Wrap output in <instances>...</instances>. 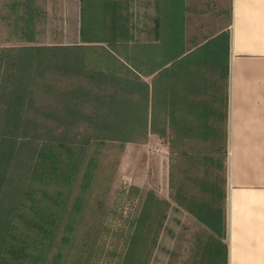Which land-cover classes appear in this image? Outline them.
Returning a JSON list of instances; mask_svg holds the SVG:
<instances>
[{
	"label": "trees",
	"instance_id": "trees-1",
	"mask_svg": "<svg viewBox=\"0 0 264 264\" xmlns=\"http://www.w3.org/2000/svg\"><path fill=\"white\" fill-rule=\"evenodd\" d=\"M162 1L154 19V38L149 42L124 36L120 3L117 0L103 3L110 12L107 10L106 21H101L105 27L102 30L108 35L111 49L104 47L102 56L114 60L122 71L88 68L83 60L70 56L80 46L0 48V201L6 192H17L10 205L0 202L2 237L14 239L19 230L23 231L10 219L13 215L27 221V232L53 236L58 217L67 205L66 199H52L54 205L49 200L48 188L50 184L59 185L60 197L63 189L67 192L72 189L83 161L78 150L93 140L145 141L150 132L172 133L183 139V143L171 144L172 156L180 152L184 163L179 177L174 173V165L171 166V186L174 182L178 185L177 195L173 197L197 215L201 214L211 226L219 225L225 194L220 186L223 178L215 167L218 164L225 168L224 162L216 157L219 152L216 143L224 130L223 100L220 104L218 96H208L204 91H179L187 80L181 85L177 83L174 89L172 68L160 70L151 83L143 78L185 52L181 0H164V10H160ZM89 20L81 10L80 33L85 42L93 41L86 33L85 22ZM117 44L124 45L128 51L122 61L113 49ZM160 58L163 60L158 63ZM49 70L53 75L44 73ZM63 80L71 89L63 90ZM106 88L112 91H105ZM159 122L162 126H158ZM39 133H53L58 140L56 144L46 142L39 138ZM67 136L74 139L69 144L65 142ZM76 139L84 140V144L77 146ZM204 143L209 146L203 151L200 144ZM179 144L182 147L174 149ZM220 144L225 154L226 145ZM28 159L26 164L24 160ZM93 161L94 157H90L87 162L83 191L88 188ZM23 162L29 179L34 182L28 189L19 184L20 177L12 174ZM203 167L207 169L200 175L199 169ZM147 198L157 197L151 192Z\"/></svg>",
	"mask_w": 264,
	"mask_h": 264
},
{
	"label": "rangeland",
	"instance_id": "rangeland-1",
	"mask_svg": "<svg viewBox=\"0 0 264 264\" xmlns=\"http://www.w3.org/2000/svg\"><path fill=\"white\" fill-rule=\"evenodd\" d=\"M56 1L0 0V48L36 45L80 46L82 48L70 53V56L83 60L88 68L95 66L122 71L123 68L114 60L102 56L104 47L111 49L107 41L108 35L102 30L105 27L101 21H106L105 13L109 11L103 3L112 0H81L84 17L90 19L89 22H85L89 40H93L90 42L83 41L77 26L73 25L70 13L65 19L62 13L59 14ZM59 1L65 3L69 0ZM117 1L123 13L121 22L125 29L124 36L138 42L153 40L154 19L159 14L160 0ZM163 2L164 0L160 10L165 4ZM184 3L183 24L188 49L195 48L219 33L228 22L226 8L228 0H184ZM45 6L51 9L45 10ZM165 13L169 14V11L166 10ZM113 49H116L120 61L128 54L122 44H117ZM44 73L53 75L50 70ZM153 77L144 75L143 78L151 83ZM66 83L67 81H62L64 91L71 89ZM105 91L112 89L106 88ZM158 126H162V123L159 122ZM38 136L46 142L53 141L55 144L58 140L53 133H39ZM65 139L68 144L70 143L68 141L74 140L69 136ZM79 140L76 139V145L82 146L84 140ZM178 142L183 143V139L172 133L160 135L150 132L145 141L122 142L106 139L105 142L93 140L86 146L84 144L83 148L78 150L83 154V161L72 189L68 192L63 189V197H60L62 195L59 196L57 193L59 185L50 184L48 188L49 200L54 205L55 199L67 201H65L67 209L58 217L56 233L53 236H43L27 232V221L13 215L10 219L23 231L19 230L14 239L0 235V264L192 262L197 250L196 239L206 238V228L196 218L179 209L176 204L172 203L169 206L162 202L172 200L171 189L167 193L161 188L162 183H169L171 166L174 165L176 168L174 173H177L178 177L181 170L184 171L182 154L176 151L174 156L171 154L173 153L171 144ZM206 146H209V143L200 144V149L204 151L207 149ZM177 147L180 149L182 145L174 149ZM220 147L219 139L216 143V150L219 149L216 157L224 162V150ZM23 153L27 155L26 152ZM175 156L176 158H173ZM90 157H94L92 176L88 188L83 191L84 174L88 171L87 162ZM24 162L28 164L29 159ZM24 162L18 164L12 174L20 177L19 184L26 189L34 182L29 179V171L25 168ZM215 168L223 178L222 166L217 164ZM205 169L207 168L199 169V174L203 175ZM151 192L157 198H147ZM16 194L17 192H6L0 202L5 201V204L10 205ZM167 194L169 198H166ZM173 242L177 251L171 250Z\"/></svg>",
	"mask_w": 264,
	"mask_h": 264
},
{
	"label": "crops",
	"instance_id": "crops-1",
	"mask_svg": "<svg viewBox=\"0 0 264 264\" xmlns=\"http://www.w3.org/2000/svg\"><path fill=\"white\" fill-rule=\"evenodd\" d=\"M80 2L55 3L64 19L71 14L81 36ZM184 5L181 0L183 20ZM226 8V26L193 49L187 48L183 21L184 54L151 74L172 68L174 89L187 80L179 91H204L224 104V130L219 139L226 145L220 184L225 199L219 225L211 226L201 214L175 200L178 185L171 186L170 177L169 183L161 185L167 193L171 189L172 198L162 202L176 204L206 228L207 236L196 239V254L188 264H264V0H228ZM171 250L177 251L174 242Z\"/></svg>",
	"mask_w": 264,
	"mask_h": 264
}]
</instances>
